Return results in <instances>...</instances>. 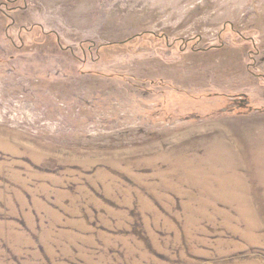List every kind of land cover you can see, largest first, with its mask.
<instances>
[{"label": "rangeland", "instance_id": "374dc122", "mask_svg": "<svg viewBox=\"0 0 264 264\" xmlns=\"http://www.w3.org/2000/svg\"><path fill=\"white\" fill-rule=\"evenodd\" d=\"M0 264H264V0H0Z\"/></svg>", "mask_w": 264, "mask_h": 264}, {"label": "crops", "instance_id": "0c3cea01", "mask_svg": "<svg viewBox=\"0 0 264 264\" xmlns=\"http://www.w3.org/2000/svg\"><path fill=\"white\" fill-rule=\"evenodd\" d=\"M64 22H68V20L64 21Z\"/></svg>", "mask_w": 264, "mask_h": 264}]
</instances>
